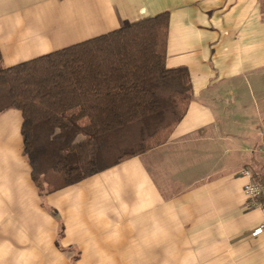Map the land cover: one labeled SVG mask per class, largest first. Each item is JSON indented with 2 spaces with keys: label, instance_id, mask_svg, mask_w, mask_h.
<instances>
[{
  "label": "crops",
  "instance_id": "obj_1",
  "mask_svg": "<svg viewBox=\"0 0 264 264\" xmlns=\"http://www.w3.org/2000/svg\"><path fill=\"white\" fill-rule=\"evenodd\" d=\"M163 11L191 99L161 145L41 194L21 112H0V264H264V206L243 191L264 180V0H0L2 63Z\"/></svg>",
  "mask_w": 264,
  "mask_h": 264
},
{
  "label": "trees",
  "instance_id": "obj_2",
  "mask_svg": "<svg viewBox=\"0 0 264 264\" xmlns=\"http://www.w3.org/2000/svg\"><path fill=\"white\" fill-rule=\"evenodd\" d=\"M168 22L163 11L10 66L0 53V112H21L39 193L167 140L191 99L186 67L165 63Z\"/></svg>",
  "mask_w": 264,
  "mask_h": 264
},
{
  "label": "built area",
  "instance_id": "obj_3",
  "mask_svg": "<svg viewBox=\"0 0 264 264\" xmlns=\"http://www.w3.org/2000/svg\"><path fill=\"white\" fill-rule=\"evenodd\" d=\"M261 149L264 152V143ZM242 173L249 178L251 177V173L248 170L244 169ZM243 191L248 199L249 206H264V180H249L243 185Z\"/></svg>",
  "mask_w": 264,
  "mask_h": 264
},
{
  "label": "rangeland",
  "instance_id": "obj_4",
  "mask_svg": "<svg viewBox=\"0 0 264 264\" xmlns=\"http://www.w3.org/2000/svg\"><path fill=\"white\" fill-rule=\"evenodd\" d=\"M46 187H47V185H43V189L45 190L46 189ZM51 213H55L54 211H50ZM57 245H59V243H57ZM59 247H60V245H59ZM63 251L65 250V249H63L62 247H60ZM187 251H189V246H188V244H186L185 243V255H186V252ZM72 254H73V252H72ZM75 254V253H74ZM47 260H43L42 261V263L43 262H46ZM53 261H57V260H53ZM65 261L67 262V264H83L82 263V260L81 259H78L77 257H73V258H68V259H65ZM43 264H47V263H43ZM184 264H188V259L185 257L184 258Z\"/></svg>",
  "mask_w": 264,
  "mask_h": 264
}]
</instances>
